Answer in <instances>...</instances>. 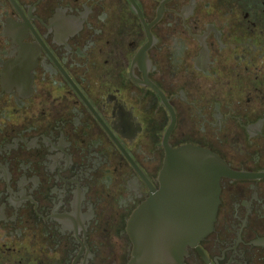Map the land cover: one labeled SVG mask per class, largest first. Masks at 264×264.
<instances>
[{"label":"flooded vegetation","instance_id":"obj_1","mask_svg":"<svg viewBox=\"0 0 264 264\" xmlns=\"http://www.w3.org/2000/svg\"><path fill=\"white\" fill-rule=\"evenodd\" d=\"M264 173V0H0V264H132L166 151ZM182 264H264V178L220 182Z\"/></svg>","mask_w":264,"mask_h":264},{"label":"water","instance_id":"obj_2","mask_svg":"<svg viewBox=\"0 0 264 264\" xmlns=\"http://www.w3.org/2000/svg\"><path fill=\"white\" fill-rule=\"evenodd\" d=\"M160 96L173 122L164 140L160 188L151 187L149 199L129 222L134 243L132 264H182L186 248L196 246L214 229L221 180L264 178V173L232 170L209 150L192 145L171 147L168 139L175 116L166 97Z\"/></svg>","mask_w":264,"mask_h":264}]
</instances>
